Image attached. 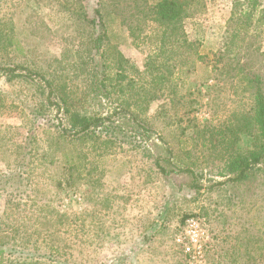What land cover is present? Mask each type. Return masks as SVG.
Listing matches in <instances>:
<instances>
[{"label":"rangeland","instance_id":"obj_1","mask_svg":"<svg viewBox=\"0 0 264 264\" xmlns=\"http://www.w3.org/2000/svg\"><path fill=\"white\" fill-rule=\"evenodd\" d=\"M163 1L0 0V176L21 172L0 189L7 264H186L190 216L206 264H264V164L232 179L259 146L264 25L246 0H180L175 39ZM94 116L65 167L60 130Z\"/></svg>","mask_w":264,"mask_h":264},{"label":"trees","instance_id":"obj_2","mask_svg":"<svg viewBox=\"0 0 264 264\" xmlns=\"http://www.w3.org/2000/svg\"><path fill=\"white\" fill-rule=\"evenodd\" d=\"M238 4L240 2L238 1ZM247 6L245 9L241 10L243 13L253 17H257L258 25H264V6L260 4V0H246ZM158 14L163 20L172 19L175 22V39H179L184 34L182 29V24L187 16V3L180 0H173V2L165 0L158 4ZM180 31V32H179ZM178 34H182L177 37ZM5 73L12 74L15 77L21 75L20 73H15L19 69L27 71V73L33 74L32 69L15 66V67H4ZM108 116H94L92 118H84L81 122H74L71 126V130L68 131L66 128L60 130L59 137L62 139L63 144L59 148L61 152L60 158L57 157L58 162L62 163L65 167H81L83 160L80 158L78 151L83 145L88 144L92 140L94 133H98L97 129L106 128V121H109ZM255 119L258 123V139L259 146L254 147L251 151L250 156H245L234 161L233 170L236 171V176L232 178L233 180H240L246 178L249 173L257 166L264 164V95L261 91L256 93V110ZM31 135L27 145L32 146ZM69 140V141H68ZM31 150H28L29 153ZM54 160H51L53 163ZM183 171H188L185 169ZM21 175L20 171H12L9 174H4L0 176V189H12L17 190L14 185L18 182ZM22 178V176H21ZM12 248L6 246V244L0 240V264H7L9 257L11 256Z\"/></svg>","mask_w":264,"mask_h":264},{"label":"built area","instance_id":"obj_3","mask_svg":"<svg viewBox=\"0 0 264 264\" xmlns=\"http://www.w3.org/2000/svg\"><path fill=\"white\" fill-rule=\"evenodd\" d=\"M212 239L206 223L199 216L188 217L175 237L186 264H206Z\"/></svg>","mask_w":264,"mask_h":264}]
</instances>
